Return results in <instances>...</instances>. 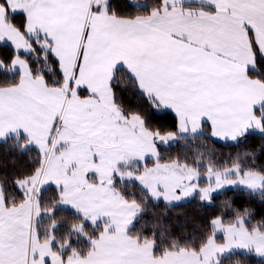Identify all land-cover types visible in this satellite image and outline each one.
<instances>
[{
	"label": "snow or ice",
	"instance_id": "1",
	"mask_svg": "<svg viewBox=\"0 0 264 264\" xmlns=\"http://www.w3.org/2000/svg\"><path fill=\"white\" fill-rule=\"evenodd\" d=\"M5 49L0 264H264V0H0Z\"/></svg>",
	"mask_w": 264,
	"mask_h": 264
},
{
	"label": "trees",
	"instance_id": "2",
	"mask_svg": "<svg viewBox=\"0 0 264 264\" xmlns=\"http://www.w3.org/2000/svg\"><path fill=\"white\" fill-rule=\"evenodd\" d=\"M6 52H7V50L5 49L2 52H0V55L6 54ZM193 143L199 145L198 141L187 142V144H186V142L181 141L176 146L168 149L167 151H162V156L165 160H167L169 158V156L175 158L178 155L183 157L187 154H191L197 150L191 146ZM260 143H261V141L259 139H250L249 144L245 145L243 149L234 148V147H230V146H222L221 143H217V144L208 143L206 148H207V150H214L215 153H217L218 155H222L224 157H227L229 155L234 156L237 153V151H243V150L247 149L249 146H252V147L258 146ZM262 162H264V160H262ZM234 196L237 197V204L240 206H242L243 203L247 202L246 198H243V199L240 198V194L233 193L231 191H227L223 194H215L214 195V197H215L214 203L217 206H219L222 201L230 199ZM254 206L257 209H259L258 204H254ZM158 211L161 212L162 214L165 213V209H164L163 205L160 206ZM214 212H215V210L212 209L211 207L201 208L199 206L198 200H193L190 203L177 205L175 208L167 211L166 216L169 220H171L173 222L179 221L180 223H184L185 222L184 218L187 216L189 218L188 222L191 223L192 219H194V218L211 216L214 214ZM234 259H235V257H234Z\"/></svg>",
	"mask_w": 264,
	"mask_h": 264
},
{
	"label": "rangeland",
	"instance_id": "3",
	"mask_svg": "<svg viewBox=\"0 0 264 264\" xmlns=\"http://www.w3.org/2000/svg\"><path fill=\"white\" fill-rule=\"evenodd\" d=\"M214 195H215V194H214ZM218 239L221 240V241L223 240V236H222V234H218Z\"/></svg>",
	"mask_w": 264,
	"mask_h": 264
}]
</instances>
